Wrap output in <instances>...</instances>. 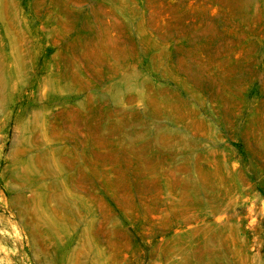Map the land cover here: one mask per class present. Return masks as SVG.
<instances>
[{
  "label": "rangeland",
  "instance_id": "374dc122",
  "mask_svg": "<svg viewBox=\"0 0 264 264\" xmlns=\"http://www.w3.org/2000/svg\"><path fill=\"white\" fill-rule=\"evenodd\" d=\"M0 264H264V0H0Z\"/></svg>",
  "mask_w": 264,
  "mask_h": 264
}]
</instances>
